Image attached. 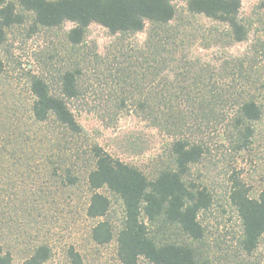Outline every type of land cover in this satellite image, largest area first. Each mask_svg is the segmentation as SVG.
Returning a JSON list of instances; mask_svg holds the SVG:
<instances>
[{
  "label": "rangeland",
  "instance_id": "obj_1",
  "mask_svg": "<svg viewBox=\"0 0 264 264\" xmlns=\"http://www.w3.org/2000/svg\"><path fill=\"white\" fill-rule=\"evenodd\" d=\"M7 1L15 4L21 21L6 29L0 46V120L5 123V130L0 129V243L12 253V264L22 263L41 244L51 248L44 264H70L67 250L71 246L88 264H123L117 243L125 217L120 197L104 187L100 192L111 200L109 212L100 218L86 214L91 149L99 146L150 178L172 167L176 133L154 125L137 104L144 98L155 103L165 91L170 101L185 105L186 97L176 93L185 80L177 77L175 64L158 76L153 73L156 69L142 65L143 58L136 52L148 30L112 34L93 23L84 41L73 45L67 39L72 22L45 27L36 23L35 14L22 7L21 0ZM241 1L240 18L248 30L243 42L232 41L223 23L187 14L182 11L185 3L177 2L190 31L180 53L189 55L190 61L210 64L219 87L243 84L241 63L243 68L253 66L264 72V0ZM226 62L234 66L235 75L229 80L224 75ZM70 68L81 70L79 98L69 104L82 133L67 143L62 127L53 121L33 122L29 108L33 76L43 77L53 92H60V76ZM144 72L142 92L134 81ZM255 94L263 116L251 124L255 133L247 145L244 132L227 123L233 112L230 102L217 107L219 117H203L197 111L187 118L188 136L205 147L201 160L191 166L187 182L207 187L212 195L211 205L199 213L204 236L192 245L198 258L209 264H264V234L254 251L243 249L242 219L230 198L237 179L249 187L252 197L264 193V89ZM12 122L20 124L16 133ZM67 169L76 176L75 184ZM102 220H108L115 232L107 244H97L91 237L92 227ZM139 264L152 263L141 257Z\"/></svg>",
  "mask_w": 264,
  "mask_h": 264
},
{
  "label": "trees",
  "instance_id": "obj_2",
  "mask_svg": "<svg viewBox=\"0 0 264 264\" xmlns=\"http://www.w3.org/2000/svg\"><path fill=\"white\" fill-rule=\"evenodd\" d=\"M177 2L185 3L182 11L187 14L223 23L234 42H243L248 36L247 27L240 18L241 0L20 1L22 7L35 14L39 25L59 27L67 21L72 22L74 25L67 33V39L73 45L84 41L86 31L93 23L105 27L112 34L148 30L143 46L136 52L143 58L142 65L156 69L153 73L158 76L160 71L175 64L177 77L185 80V85L178 87L176 93L185 96L188 105L173 103L165 91L155 103L144 98L137 104L154 125L176 133L171 144L172 167L162 168L150 178L142 169L112 156L99 146L91 149L93 167L87 175L91 197L86 214L90 218H100L109 212L111 200L100 189L107 187L120 197L125 217L117 234V243L118 257L123 264H139L141 257L152 264H209L198 258L192 245L204 236L199 213L211 205L212 195L207 187L187 182L191 166L198 163L205 153L203 143L188 136L187 118L196 116L197 111L203 117L214 114L213 117H219L217 107L230 102L233 112L227 123L244 132V144L247 145L255 133L251 124L263 116L262 104L255 93L264 89V72L253 66L243 68L241 63L239 73L246 78L243 84L240 87H219L210 64L190 61L189 55L180 53L190 31L179 13ZM177 20L180 21L177 23ZM20 21L15 4L0 0V46L5 41L6 29ZM233 67L230 64L223 66L228 80L235 75ZM145 76L144 72L139 79L135 77L134 83L141 91L145 88ZM80 78L81 70L77 68L64 71L60 76V92H53L43 77L33 76L31 80L33 101L29 113L33 122L53 121L58 128L62 127V136L67 143L82 133V126L69 104V100L79 98ZM253 87L256 90L253 91ZM0 124L4 131L5 123L0 120ZM19 125L12 122L15 133L20 129ZM67 171L71 183L75 184L76 176L71 175L70 169ZM230 198L242 219V247L246 252H252L264 234V193L261 197H252L249 187L237 179ZM91 237L97 244H107L115 237L114 228L108 220L98 221L92 227ZM67 256L70 264H88L74 246L68 248ZM50 257L51 248L41 244L20 264H44ZM12 262V253L0 243V264Z\"/></svg>",
  "mask_w": 264,
  "mask_h": 264
}]
</instances>
